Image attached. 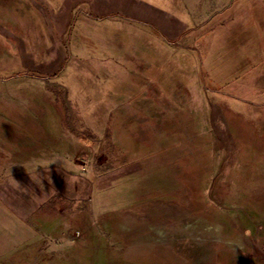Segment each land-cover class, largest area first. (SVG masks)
<instances>
[{"label": "rangeland", "instance_id": "1", "mask_svg": "<svg viewBox=\"0 0 264 264\" xmlns=\"http://www.w3.org/2000/svg\"><path fill=\"white\" fill-rule=\"evenodd\" d=\"M24 145L94 187L83 264H264V0H0V178Z\"/></svg>", "mask_w": 264, "mask_h": 264}, {"label": "crops", "instance_id": "2", "mask_svg": "<svg viewBox=\"0 0 264 264\" xmlns=\"http://www.w3.org/2000/svg\"><path fill=\"white\" fill-rule=\"evenodd\" d=\"M140 85L144 86V83ZM150 86L159 88L154 84ZM41 130L23 134L37 135L42 139ZM71 137L65 134L55 145H66V149L78 145L91 148L92 143L86 139L80 142L77 137ZM9 148L14 154L9 160L12 164L7 177L0 178V264H83L86 255L90 256L87 247L91 235L90 228H87L90 213H85L87 206L84 204L89 206L94 189L92 183L76 179L62 167L43 166L42 159L52 157L44 156L36 148L27 145L21 150ZM0 162L5 161L1 158ZM110 180H102L105 190ZM97 186L100 188L101 183L97 182ZM77 200L82 202L78 208L73 204ZM75 232L80 234L78 239L71 237ZM12 239L15 240L13 244ZM46 247L50 252L44 255L42 250Z\"/></svg>", "mask_w": 264, "mask_h": 264}]
</instances>
